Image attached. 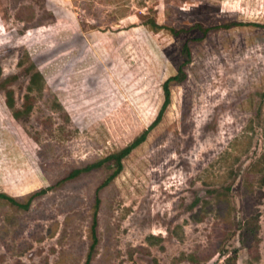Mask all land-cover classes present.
Returning a JSON list of instances; mask_svg holds the SVG:
<instances>
[{"label": "rangeland", "instance_id": "1", "mask_svg": "<svg viewBox=\"0 0 264 264\" xmlns=\"http://www.w3.org/2000/svg\"><path fill=\"white\" fill-rule=\"evenodd\" d=\"M182 65L109 185L62 181L132 143ZM42 188L0 199V264H264V0H0V192Z\"/></svg>", "mask_w": 264, "mask_h": 264}, {"label": "trees", "instance_id": "2", "mask_svg": "<svg viewBox=\"0 0 264 264\" xmlns=\"http://www.w3.org/2000/svg\"><path fill=\"white\" fill-rule=\"evenodd\" d=\"M177 33V32H176ZM186 52L188 53V55H190V49L188 48V46H186L185 48ZM182 71V72H180ZM180 71L178 74H175L173 76H170L163 84L164 87V92H165V100L162 106V109L159 111L157 117L155 118V120L132 142L130 143L127 147L112 153L110 155H108L105 158H102L98 161H95L91 164H88L87 166H84L82 168H77L74 169L72 171H70L63 179L62 181H68L71 180L77 176H79L81 173L83 172H88L91 171L93 169L96 168H100L102 166H104L105 164L108 165L110 168H112V172L106 177V179L99 185L98 187V191L100 189H102L103 187L109 185L114 179L115 177H117V175L121 172L122 168H123V158L125 156H127L134 148H136L138 145H140L142 142H144L147 137L149 132L161 121L163 114H164V109L170 104L171 102V83L172 82H177L180 83L182 82L185 78L186 75L183 72V65L180 68ZM183 73V75L181 74ZM37 76L41 75L38 73ZM36 77V75H35ZM33 86L30 87V89H32ZM31 97L29 94H27V100L28 102H30ZM7 104L10 107H14L15 108V101H14V97H13V91L9 90L7 91ZM16 112H15V116L18 117L19 114L21 113V110H19L18 108H15ZM48 188H42L39 190H36L32 193L29 194L27 200L25 202H21L20 199H18L17 197H14L12 195L7 194L6 192H0V199H2L3 201H6L8 203H11L13 205H16L20 208H25L28 209L32 203V201L39 197L40 195L46 193ZM249 223V222H248ZM97 225H98V220L97 217H95L94 222H93V226H92V230H93V236H94V242L92 244V248L95 247L96 243H97V235H96V231H97ZM203 259H210L211 258V254L207 253L205 255L200 256ZM90 258L91 256H88V260H87V264L90 262ZM236 258V256H229L226 260L224 264H230L232 260H234ZM194 262H198V260H200L199 257L193 258Z\"/></svg>", "mask_w": 264, "mask_h": 264}]
</instances>
